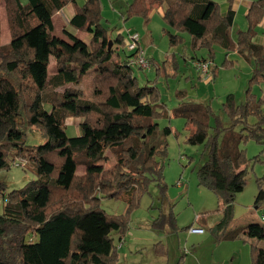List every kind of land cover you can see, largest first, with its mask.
Listing matches in <instances>:
<instances>
[{
  "label": "trees",
  "instance_id": "16d2710c",
  "mask_svg": "<svg viewBox=\"0 0 264 264\" xmlns=\"http://www.w3.org/2000/svg\"><path fill=\"white\" fill-rule=\"evenodd\" d=\"M226 3L222 14L215 0H132L125 13L148 23L152 9L161 7L169 46L183 43L186 33L193 50H206L203 59L213 61L215 45L226 55L236 51L252 65L249 82L264 81V46L254 42L264 0L251 2L247 28L237 29L235 37L231 0ZM68 4L74 11L68 25L85 32L88 43L66 29V38L53 34L52 18ZM4 8L10 40L0 45V171L23 158L34 178L7 194L0 183V264H116L114 237L118 242L124 238L129 216L149 184L156 182L165 197L163 162L155 157L165 156V137L172 128L162 127L160 140L155 135L158 120L171 116L184 119L187 144L207 150L196 170L198 185L215 194L221 214L208 230L217 240L249 241L251 264H264V248L252 243L264 240V223L228 229L251 160L243 145L248 140L264 145V97L247 89L237 103L234 94H227L221 105L227 124L207 104L181 102L169 112L157 85L151 80L139 84L127 64L135 52L118 54L124 36H112L115 29L102 26L100 0H4ZM51 61L54 72L48 73ZM171 62L173 76L175 53ZM212 72L215 76L214 67ZM86 77L87 95L78 88ZM68 117L83 118L80 135L67 136L63 126ZM30 128L40 131V143L25 142ZM106 150L115 158L110 178L103 177L99 164L107 160ZM257 183L255 204L264 200V175ZM103 198H123L126 211L106 213L100 207ZM159 215L168 217L164 227L174 223L170 214ZM196 222L204 224L200 217Z\"/></svg>",
  "mask_w": 264,
  "mask_h": 264
},
{
  "label": "rangeland",
  "instance_id": "374dc122",
  "mask_svg": "<svg viewBox=\"0 0 264 264\" xmlns=\"http://www.w3.org/2000/svg\"><path fill=\"white\" fill-rule=\"evenodd\" d=\"M25 1L21 0L22 3ZM78 1L82 2V0ZM131 1L100 0L102 26L109 30L115 29L112 36L121 33L125 38L124 31L127 29L139 35L140 45L153 59L151 58V70L145 71L134 68V75L139 84L151 80L150 82L157 85L161 99L169 112L181 102L207 104L227 124L229 120L221 109L227 94H234L237 103L244 100L247 89L258 98L264 97V81L249 82L252 65L236 51H230L226 55V51L219 45H215L213 50L215 76H213L212 67L210 70L211 81L205 82L198 77V73L195 67L190 65V61L196 54L197 58L204 55L200 56L202 53L199 50L205 51L206 56V50H193L192 41H187L183 36H188L186 33L182 35L183 43L175 47L169 46L168 37L162 32V28L165 27L164 22L156 10L150 12L148 23H145L139 16L126 18L125 10ZM215 1L219 3L221 13H224L227 3L223 6L220 2L222 0ZM239 16L243 17L242 20L245 21L232 26L234 37L236 30L240 29L238 26H242L241 29L247 28L246 15L239 14ZM240 17L237 18L240 19ZM0 24V45H2L10 40L6 10L2 4L0 5ZM66 24H68L67 19L62 25L55 28L54 33L64 34L63 29H65ZM255 30L257 34H261L257 27ZM77 31L86 37L82 39L88 43L89 36L85 32ZM117 52L121 57L124 56V46H119ZM167 53L168 56L166 57L165 54ZM173 53L176 54L179 63L175 75L172 76L171 56ZM162 57L168 59H166L167 64L162 62ZM224 61L226 64H223ZM50 64V67H54L53 61ZM88 83L89 79L86 77L78 86L85 95L88 93ZM180 91L183 92V97L178 96ZM45 108L49 109L48 106ZM68 118L65 119L64 124L73 120ZM253 120L252 118L251 122ZM158 123L159 130L155 135L157 140L162 139V127L169 125L172 128V133L165 137V156L161 158L158 154L155 157L156 161L162 160L163 162L162 175L163 182L166 184L165 197L161 199L159 188L156 182L152 181L147 192L140 197L139 204L132 210L127 225L128 229L122 241L118 242L117 237H114L115 246L120 244L117 249L119 260L116 264H251V243L249 241L242 239L217 240L208 230L209 227L219 221L221 214L217 210L215 194L198 185L196 170L207 159V150L203 145L194 146L184 141L188 131L183 129V118L171 116L169 119L158 120ZM68 130L69 127L65 124L64 131L67 136H75L70 134ZM41 137L37 128H30L25 142L38 144L43 140ZM243 147L246 157L251 160L249 161L245 186L234 197L233 218L228 229H234L250 222L264 223V220H261V216L264 214V200L255 204V197L259 188L257 179L264 175V145L258 144L254 140H248ZM105 154L107 160L101 161L99 164L104 168L103 177L110 178L115 158L109 150H106ZM255 156H259L258 159H253ZM17 160L24 165L22 167L14 166L13 163ZM25 164L26 160L16 158L7 170L0 171V183L5 187V194L24 186L34 178V174L25 167ZM60 164L61 159L60 162H57V168L60 167ZM77 173L82 174L83 168L78 167ZM177 181L179 186L176 185ZM262 188H264V184ZM126 204L123 198H103L100 200V207L108 214H123L126 211ZM161 212L170 214L171 219L169 221L174 219V223L172 222L170 227L169 224L164 227L163 224L168 222V217L160 216ZM196 217H200L204 224L194 222ZM174 225L175 228H173ZM191 225L203 228V233L190 234L187 227ZM252 243L264 248V240L252 241ZM161 250L163 253L160 254L159 251Z\"/></svg>",
  "mask_w": 264,
  "mask_h": 264
},
{
  "label": "crops",
  "instance_id": "0c3cea01",
  "mask_svg": "<svg viewBox=\"0 0 264 264\" xmlns=\"http://www.w3.org/2000/svg\"><path fill=\"white\" fill-rule=\"evenodd\" d=\"M226 0H222V1H220L221 3H222V5L223 6H225L226 5V2H225ZM253 0H231V9L234 11V23H233V26L234 25H236L238 22H241V23H244V21L242 20V18L243 17H240L239 16V14H242V15H246L247 14V11H248V8H249V6H250V4H251V2H252ZM223 2H225V3H223ZM3 5V7H4V0H0V5ZM154 10H156V12L161 16V18H162V16H163V10H162V8L161 7H158V8H153L152 9V11L154 12ZM151 11V12H152ZM73 8H72V6L70 5V4H68V5H66L65 7H63L62 9H60L54 16H53V18H52V22H53V27H54V29H53V34L54 35H56V36H59V37H63V38H66V36H65V34H55L54 33V30H55V28L59 25H62V23H64V21H65V19H67V20H69V18L73 15ZM225 13V12H224ZM224 13H222V14H224ZM237 17H240V19L239 18H237ZM0 26H1V24H0ZM245 26H246V23H245ZM240 29H241V27L240 26H238ZM257 28H258V32H260L261 34H257L256 35V37L254 38V42L256 43V44H258V45H262V46H264V16H263V18H262V20L260 21V23L258 24V26H257ZM65 29L67 30V31H69V32H71L72 34H74L75 36H77V37H79V38H86V37H84V36H82V35H80V33L77 31V30H75V29H72L68 24H66V27H65ZM119 31H121V29H119ZM1 33V32H0ZM82 34V33H81ZM183 36H185V38H186V40L187 41H189L190 40V38L187 36V35H183ZM84 40V39H83ZM185 50V49H184ZM200 51V53H202V54H200V56L201 55H203L202 57H200V58H197L196 57V55L194 56V58H191V61H195V60H200V59H203L204 57H206L205 56V51H203V50H199ZM147 54V57H148V59L150 58H152L151 57V55H148V53H146ZM166 55V57L168 56V53L167 54H165ZM161 56H163L162 54H161ZM243 58V57H242ZM153 59V58H152ZM167 59V58H166ZM166 59H164V57H162V62L163 63H165V64H167V60ZM244 59V58H243ZM189 60V59H188ZM245 60V59H244ZM191 61H190V65L193 67V64L191 63ZM178 63H179V59H178ZM249 63V62H248ZM215 64V62L214 61H212V65H214ZM250 64V63H249ZM50 65L51 64H49L48 65V73H53L54 72V67L52 66V67H50ZM213 67V66H212ZM198 77H199V75H198ZM71 119H73L71 122L69 121V123H65V124H67V126L69 127V130H68V132L70 133V134H73V135H75V136H77V135H80L82 132H81V130H80V124H81V122H82V118L81 117H70ZM70 118H68V119H70ZM67 122V121H66ZM65 124H64V126H65ZM64 126H63V128H64ZM77 127V128H76ZM178 186V185H177ZM191 234V233H190Z\"/></svg>",
  "mask_w": 264,
  "mask_h": 264
},
{
  "label": "built area",
  "instance_id": "2783aa9c",
  "mask_svg": "<svg viewBox=\"0 0 264 264\" xmlns=\"http://www.w3.org/2000/svg\"><path fill=\"white\" fill-rule=\"evenodd\" d=\"M122 32V31H121ZM126 36L123 40V46L127 53H133L135 52L134 56H131L127 59V64L133 68L142 69L145 71L151 70L152 63L148 60V57L146 55L145 50L140 45L139 42V35L135 32H131L129 29L124 31ZM193 67H195L198 75L200 78H202L205 82L211 81V66L212 61L209 59H200L192 61ZM16 167H22L24 163H20L19 160L15 161L13 163ZM176 185H180L179 182H176ZM197 217L195 218L194 222L197 221ZM261 220H264V214L261 216ZM203 228L201 227H193L191 226L188 231L189 233H203ZM122 241V240H121ZM121 243V242H120ZM120 244L117 245V248H119Z\"/></svg>",
  "mask_w": 264,
  "mask_h": 264
},
{
  "label": "water",
  "instance_id": "95a60500",
  "mask_svg": "<svg viewBox=\"0 0 264 264\" xmlns=\"http://www.w3.org/2000/svg\"><path fill=\"white\" fill-rule=\"evenodd\" d=\"M111 41H109V43H108V49H110V47H111Z\"/></svg>",
  "mask_w": 264,
  "mask_h": 264
}]
</instances>
